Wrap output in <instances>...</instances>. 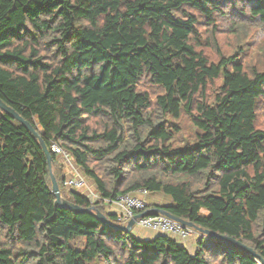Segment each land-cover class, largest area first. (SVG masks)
Returning a JSON list of instances; mask_svg holds the SVG:
<instances>
[{
    "label": "trees",
    "instance_id": "16d2710c",
    "mask_svg": "<svg viewBox=\"0 0 264 264\" xmlns=\"http://www.w3.org/2000/svg\"><path fill=\"white\" fill-rule=\"evenodd\" d=\"M0 98L63 196L111 222L57 204L40 139L0 109V264H264V0H0ZM54 143L99 200L66 186ZM139 188L173 200L147 215L257 255L116 229L105 199Z\"/></svg>",
    "mask_w": 264,
    "mask_h": 264
},
{
    "label": "built area",
    "instance_id": "2783aa9c",
    "mask_svg": "<svg viewBox=\"0 0 264 264\" xmlns=\"http://www.w3.org/2000/svg\"><path fill=\"white\" fill-rule=\"evenodd\" d=\"M52 150L63 157V161L69 167L70 175L65 181L66 186L72 189L85 191L87 198L92 202L99 200L100 197L94 185L82 174L69 152L57 143L52 145ZM147 194H149L148 189L139 188L132 192L120 194L115 198H106L105 201L109 206L117 208V220L123 225H127L135 215L149 209L150 205L146 199ZM136 225L142 229L150 230L155 233L168 234L172 238L177 239L180 243H184L186 240H189V238L202 240L204 244L213 241L210 235L164 214L158 213L143 216L136 221Z\"/></svg>",
    "mask_w": 264,
    "mask_h": 264
},
{
    "label": "water",
    "instance_id": "95a60500",
    "mask_svg": "<svg viewBox=\"0 0 264 264\" xmlns=\"http://www.w3.org/2000/svg\"><path fill=\"white\" fill-rule=\"evenodd\" d=\"M0 109L3 110V111H5V112H7V113H9V114H11L14 118H16L17 120H19L23 124H25L40 139V142H41V144H42V146H43V148H44V150H45V152H46V154L48 156L50 171H51V175H52V179H53V192L56 195L57 204L60 207L73 210L76 213L94 212V213H96V215L98 216V218H100L102 221L107 222V223H111L110 220H109V218H108V216L106 214H104L103 212H101L96 207L84 208V207H82V206H80L78 204H75V203L67 200L63 196L62 191H61V188H60V185H59V182H58L56 176L53 173V169H52V159H53V156H52V153H51L49 147L46 145V143H45L44 139L42 138V136L40 135V133L37 131V129L30 122L26 121L20 115L19 112H17L13 107L9 106L1 98H0ZM149 211L150 210H147V211H144V212H142L140 214L135 215V217L132 218L127 225L114 224V227L116 229H119V230H125L126 232H131L132 230H134V227L136 225V221L138 219H140L141 217L146 216ZM151 211H153L155 213H159V214H164V215H167V216H169V217H171L173 219H176L178 221H181L182 223H184V224H186L188 226L194 227V228H196V229H198V230H200V231H202V232L210 235L213 239H220V240L229 241L232 244H235V245H237V246H239V247H241V248H243L245 250H248L249 252H251L253 254H256V252L253 249H251L248 246L244 245L243 243L235 240L234 238H231L229 236H226V235H222V234L213 232L211 230L199 228L195 224H193L192 222H188L186 220H183L181 218H178V217L174 216L173 214H171L168 210H166L163 207L154 208Z\"/></svg>",
    "mask_w": 264,
    "mask_h": 264
},
{
    "label": "crops",
    "instance_id": "0c3cea01",
    "mask_svg": "<svg viewBox=\"0 0 264 264\" xmlns=\"http://www.w3.org/2000/svg\"><path fill=\"white\" fill-rule=\"evenodd\" d=\"M146 199L148 201V204L151 206L155 207V204H159V205H167L172 203V198L162 194V193H151L149 192V194L146 195ZM108 210L111 212H116L117 208L114 206H108ZM135 233L139 236L145 237V238H152L153 236L157 235V233L150 231V230H145L142 228H137V230H135ZM184 245H186L191 251H196L198 248V240H196L195 238H189V240H186L184 243ZM211 243H205V245H210Z\"/></svg>",
    "mask_w": 264,
    "mask_h": 264
},
{
    "label": "rangeland",
    "instance_id": "374dc122",
    "mask_svg": "<svg viewBox=\"0 0 264 264\" xmlns=\"http://www.w3.org/2000/svg\"><path fill=\"white\" fill-rule=\"evenodd\" d=\"M177 133L179 134V133H181V131H177ZM189 133H190V130L185 129V130H184V133L182 134V136H188ZM184 139H186V138H184ZM194 139H195V138H194V135H193V136L190 138V140L193 141ZM137 228H139V226H138V225H135L134 229L137 230Z\"/></svg>",
    "mask_w": 264,
    "mask_h": 264
}]
</instances>
